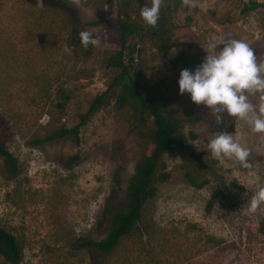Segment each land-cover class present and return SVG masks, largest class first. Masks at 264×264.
Returning a JSON list of instances; mask_svg holds the SVG:
<instances>
[{
	"label": "rangeland",
	"instance_id": "374dc122",
	"mask_svg": "<svg viewBox=\"0 0 264 264\" xmlns=\"http://www.w3.org/2000/svg\"><path fill=\"white\" fill-rule=\"evenodd\" d=\"M248 1L264 4L179 0L162 55L159 37L139 14L148 0H0V140L19 161L18 173L8 176L0 159V226L18 242L15 264H264V205L247 211L253 192L264 186V134L227 115L216 123L209 108L179 94L177 83L180 70L199 64L210 42L230 35L252 47L264 40V8L243 14ZM168 8L161 0L160 15ZM118 18L143 27L126 41L131 74L182 121L180 144L164 152L165 167L157 173L169 177L154 181L140 220L105 255L82 242L106 235L136 161L150 148L152 126L148 118L139 128L130 107H115L119 87L108 88L117 73L106 58L117 48ZM90 19L99 24L85 26ZM82 30L101 34L105 43L79 47ZM256 60L264 63V56ZM102 91L106 104L81 126L79 145L70 138L28 144L70 127ZM261 96L250 93L249 102L258 105ZM217 131L250 149L248 168L211 157L207 143ZM0 264L13 263L0 256Z\"/></svg>",
	"mask_w": 264,
	"mask_h": 264
},
{
	"label": "trees",
	"instance_id": "16d2710c",
	"mask_svg": "<svg viewBox=\"0 0 264 264\" xmlns=\"http://www.w3.org/2000/svg\"><path fill=\"white\" fill-rule=\"evenodd\" d=\"M168 3L169 8L163 15L159 16L157 25L148 28L149 32L152 31L159 37V47L162 55L167 53V48L169 47L167 43V36L171 31L169 27L171 25L169 24L179 0H168ZM258 7L264 8V4L248 1L243 5L241 13H248ZM97 24H99L98 19L84 21L85 26H95ZM141 30H143V27L140 24L118 18L115 34L117 48L106 58V66L117 70L108 87H119V92L115 95V107L118 109L126 106L130 107L139 128L148 118L152 120V126L146 131L150 148L148 152L141 154L136 161L133 173L126 184L122 207L120 210L111 213L106 235L99 240H84L82 242V245L92 247L105 255L111 253L120 238L129 234L140 220L144 203L155 195L156 187L154 181L157 178L164 181L169 177L168 172L157 174L159 170L165 167L162 161L164 152L174 144H180L178 135L182 120L176 115V110L168 106L161 96L148 94L141 89L140 82L135 78L134 74H131L133 58L132 56L124 55L127 38ZM93 35L98 42L95 45H89L88 49L97 48L105 43V38L101 34L93 33ZM75 41L79 47L83 48L78 35ZM250 48L253 50L255 57L264 56V40L259 45ZM105 96L106 91L97 93L90 101L86 111L76 115L70 127H61L48 133L43 138H33L28 144L40 146L49 141H60L70 138L76 145H79V130L81 126L88 121L93 113L106 104ZM194 120V118H189L191 122ZM139 133H142L141 129H139ZM187 156L194 158L201 166L207 167V164L200 156L192 152H187ZM77 157L78 155L74 154L71 159H76ZM0 159L8 176H14L18 173V158L1 140ZM190 182L199 186L193 179H190ZM259 229L264 234V220ZM0 256L13 264L18 262L20 258V248L15 236L2 226H0Z\"/></svg>",
	"mask_w": 264,
	"mask_h": 264
},
{
	"label": "clouds",
	"instance_id": "9594fccd",
	"mask_svg": "<svg viewBox=\"0 0 264 264\" xmlns=\"http://www.w3.org/2000/svg\"><path fill=\"white\" fill-rule=\"evenodd\" d=\"M160 6L161 0H148L140 8L139 14L145 25H157ZM78 37L85 50L98 42L88 30L80 31ZM205 50L207 54L199 64L192 69L180 70L179 94L187 93L196 105L209 108L218 124L227 115L244 121L251 132L264 134V63H257L246 42L230 35L210 42ZM257 92L262 94L261 103L255 105L249 102L248 96ZM207 150L217 161L227 159L241 168L250 166V149L229 132L217 131L208 140ZM261 205H264V186L253 192L247 211L256 213Z\"/></svg>",
	"mask_w": 264,
	"mask_h": 264
}]
</instances>
